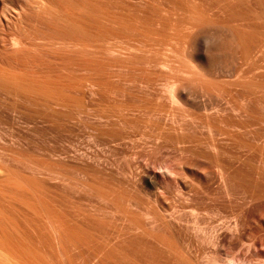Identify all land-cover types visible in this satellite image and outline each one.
I'll return each instance as SVG.
<instances>
[{
    "label": "bare ground",
    "instance_id": "obj_1",
    "mask_svg": "<svg viewBox=\"0 0 264 264\" xmlns=\"http://www.w3.org/2000/svg\"><path fill=\"white\" fill-rule=\"evenodd\" d=\"M144 1L145 0L140 2L143 3ZM157 1L160 3L159 0ZM171 1L172 3L174 2L173 0H170V2ZM228 1L230 2V0H227V2L225 1V3L220 1L221 6L220 3L218 6L215 3V6L217 8L222 7L220 8L221 10H223V7H226L224 10L227 11V6H225L227 5L226 3H228V5L232 3ZM107 2L110 6L109 0H0V264H200L198 257L202 254L199 256L197 255V257L192 255L189 251V248L192 249V247L187 246L185 243L186 240L184 241L187 234L186 236L183 235L182 233L185 231L181 232L182 230L180 231L176 228L181 221L186 220L187 223L193 222L187 225V228H190L193 234L201 236L204 230L203 227L200 226L199 215L201 214L198 210L205 206L199 207V202L196 203L190 198L191 194L193 195L199 192V188L195 185L196 183H192L194 180L191 182L193 179L191 177L192 175L188 173L186 169L190 159L194 158L188 157V153H191L192 156L196 155L198 158L200 156L206 159L210 158V160L211 158L214 160L216 159L215 161L218 162L216 163L218 164L216 167L221 168V178H217L221 180V183L218 180L216 183H220L221 186H219L221 188L222 185L223 187L227 186V178L225 179L223 172H227V170L223 169V167H225L224 164H221L222 162L219 164L218 160V157L224 152V146L219 142H215L217 140L209 143L203 139L197 141L198 135H195L197 137L194 136V138H196V140H194L192 138V130L189 132V125L179 122V115L175 114L176 111L178 112L177 114H179L177 107L170 110L171 112L170 115L168 114V119H165V121H167L166 123H162L161 121L165 118L164 116L163 118L160 116L161 119L159 115L158 117L154 115L156 112L153 114L144 112V115L141 111L143 109V111H145V108H148V103L139 105L135 103L136 105H134L130 104V102L125 99L126 97L124 98V96H129L128 98L132 99L131 97H133V100H135L134 95L137 91L134 93L130 92L127 90L128 87H126L127 89H125V87L123 88V83L122 85L120 83L115 84L117 81L111 83L114 78H112V80L110 78L111 82L107 81L109 80V76L113 77V72L115 73V71L112 72V75L111 73H107L109 76L106 78L104 74L105 68L108 65L111 66L107 67V69L111 68L113 66L112 62H117L119 57L115 56L116 59L113 60L115 57L111 56V61L109 60L111 57L109 58L108 55L122 52L125 49L123 48L124 44L122 42L120 43L123 44L122 47H118V44L115 45L117 40L119 42L120 40L126 42L125 44L130 45V48H132L131 46L135 44L133 41L135 40L134 37L137 36L136 38H138L139 36L140 38H138V40L140 41L142 40V36L144 37L143 40L149 42L148 44H143L145 41L142 40L143 42L140 41L141 43L137 41L145 46L144 48L139 45L140 47L138 46V48H143L144 51H146L147 48L150 50L151 47L152 51H154L158 46L160 47L161 44L160 49H157H164L163 47L165 45L163 46V42H160L161 37L165 39L168 37L171 39L170 37L175 36L176 38V36H178L176 34L177 32L175 33L176 35L172 33L173 36H171L172 34H170L169 30L167 32H169L170 35L167 33V36H161V33L158 34L157 31L159 29H156L157 31H149L151 29L147 28L148 30L146 31L144 28L142 29L143 22L141 25H133L137 22L136 19L139 21L138 16H134L136 19L132 15L131 18L129 17L131 21L134 18L136 22L134 21L133 23L128 20V16L126 15L127 19L125 25L124 19L118 21L120 19L117 18L118 16H116L118 20L113 17V12H111L112 9L108 7ZM145 2L147 4L148 1ZM218 2L219 0L217 3ZM222 3L225 5L222 6ZM152 4H150L149 7L153 6L154 8H158V5ZM166 4L167 3H165V5ZM184 4L178 1L176 2L177 7L180 6L178 10L182 11H180V13H182L183 16L186 15L194 19L195 14L199 15V12L198 14L195 12L194 14L193 11L196 10H188L189 8H185L187 5ZM176 5L174 3L173 6L177 9ZM173 6L172 9L170 7L172 11L170 12L176 15V13H173V9H175ZM215 6H212L209 11H211V9L214 10ZM217 8L215 10L221 12V10ZM163 9L161 6L158 12L163 11ZM165 10L163 12H165ZM168 10L169 9L166 11ZM153 11L157 12V9H153ZM175 12H177V10H175ZM207 12H203V14ZM150 13H152V11ZM169 13H167V16L171 15H169ZM192 13L194 16H192ZM161 15H164V13ZM207 15L209 16V14ZM207 15L204 14V17L201 15V18L208 19L211 16L207 17ZM167 16L165 15L164 18H167ZM171 16L169 18H171ZM199 17L196 19L200 20ZM211 20L212 18L210 22ZM177 21L175 23H177ZM191 21L195 24L192 25L188 23L192 26L191 29L186 27L188 24L184 26L188 31L192 30V28L195 29L196 26L198 28L195 19ZM205 21L208 20H204L203 22ZM120 22H124L123 24L125 26H121ZM129 22H131V24ZM139 22H141V20ZM159 22H157V24L159 23L158 26L162 24L161 22H163L161 25L162 27L165 25L163 18L162 21L160 20ZM224 22L226 23V21ZM225 23L223 24L225 25ZM138 25L142 26L140 27L141 29ZM167 25H165V28ZM171 25L169 26L171 27ZM123 26L126 27V29L122 28ZM161 26L160 28H162ZM169 26L167 28H170ZM200 26H202L200 28L204 29L205 25L203 24ZM172 27L170 29L171 31L175 29V26L174 28ZM119 28L124 31L122 32ZM217 28L218 27H216V29ZM125 30L127 32L126 34L130 32V36H135L129 38L127 35L125 38V36L122 35ZM185 30L184 32L187 31ZM194 31L192 32L194 34L191 32L188 34L192 37H194L193 35L197 37L200 33L198 32V34H195L197 31ZM172 32H174V30ZM200 32L202 33L201 30ZM186 34L184 33V36L187 38L188 35ZM203 34L205 35L204 32ZM159 35L161 37H159ZM180 35L183 36V34ZM207 35L209 34H206V36ZM145 36L148 39H146ZM191 36L190 38H192ZM164 38L163 41H165ZM175 38H173V42L176 40ZM179 38H181V36H179ZM186 38V41L183 38H181V40L183 39L181 41L177 37L178 42L180 41L183 44L176 42L177 45L180 44L182 46L178 45L179 47H175L171 49V51H179L181 50L180 48L183 47V51L187 50L186 47L193 41L188 42ZM130 39H133V45L131 44L132 42L128 41ZM150 41H152L151 44H149ZM169 41L172 42V39L168 40V42ZM206 43H208V41ZM146 45H148V47ZM166 45L172 47L170 43ZM135 46L132 54L136 56L138 53L134 54V52H136L135 50H137ZM221 46L222 45H220V47ZM197 47L196 50L201 46L198 45ZM126 48L128 49H125V51L130 50L128 52H132L128 46ZM120 49H122V51ZM141 49L138 51L143 52ZM192 49L196 51L194 47H192ZM209 49L208 47V50ZM212 49H210V52H214V54H216V52L218 53V51H216L217 47ZM158 50L156 52H158ZM147 52H143V54ZM191 52L193 51H186L188 56ZM152 53L154 56V52ZM178 53H180V51ZM198 53H202L201 50ZM125 54H127V52H125ZM130 58L134 59V56ZM130 58L125 60L127 64H129L127 60L130 61ZM198 58L196 57V60ZM156 59L158 60V58ZM108 60L111 63H109ZM144 60L146 61L145 58ZM160 60L161 59L158 61ZM193 60L194 59H192V61ZM210 60L212 61L214 59ZM216 60L217 59H215V61ZM134 61L136 62V59ZM150 61L148 62L150 63ZM141 62H144L143 59ZM221 62L224 63L225 60ZM126 63L120 65L117 69V73L119 74H114V77L116 78L118 76L121 82L123 79L120 78L123 77L122 75H124L126 67L128 66H126ZM182 63H184V61ZM130 64L133 63L130 61ZM114 65L118 64L114 63ZM209 65L211 66L212 64ZM199 66L201 65L199 64ZM186 67L189 69L190 65H186ZM143 68L144 67L141 69ZM77 69L87 70L88 73L86 72V74L84 73V75L81 74L82 76H80L76 73ZM144 69L141 71L142 73H139V75H143L142 78L144 79H141V82L144 84L148 82L149 84L152 81V77L150 76L153 72H148V74ZM193 69L194 74L198 73L199 75L198 70L194 67ZM74 72L82 83L78 82L79 80L77 76H74ZM190 73L193 74V71ZM200 75H202V73ZM125 76L123 78H125ZM204 77L205 75H203V80L202 78L200 80L199 77L196 76V78L200 80L199 83L205 82L206 79H204ZM176 78L179 79V76ZM190 78L193 81V78ZM75 79L77 80L75 81ZM236 79L237 77L235 75V78L232 80L235 81ZM124 81H127V79ZM77 82L78 84H84V86H90L91 90L87 88L90 92V97L88 99L80 97L79 100L78 96L77 99L74 95L72 96L69 94L72 92V89L76 87L70 88V86ZM176 82L178 83L177 79ZM180 82L183 83L182 80ZM237 82L239 83V81ZM180 84L178 83V85H176V87L178 86V91L179 88L186 85V83H184L185 85L183 84L182 86L181 84L180 87ZM84 86L80 89L87 91L84 89ZM203 86L204 85H202V87ZM66 87H69L67 90L70 89V92L65 90ZM185 87H187V85ZM177 89L175 88V90ZM175 93L171 94V99H173ZM136 94V96L140 95V93ZM103 98L106 100L109 98V101L112 98L114 101H112L113 103L110 106L104 107L103 105L105 103H102V106L100 103V99L103 101ZM138 99L139 97H137V100ZM150 100L153 101V99ZM150 108L152 109V107ZM174 109L176 110L172 111ZM130 110L136 112L131 113ZM80 113H83L86 119L89 118L88 120H90V118H94L96 121L98 120V122L94 121L93 124L87 122L88 125L82 121L89 127L90 130L87 131H83L78 126L83 131V133L80 132L79 135L82 136L85 132L84 135L90 137L95 144L98 142H108L110 145L112 141L127 140L125 138H128L131 133L134 134L136 132L134 135L138 133L142 138V142H139L137 148L139 151L136 152L138 155L145 152H155L161 149H166L167 152L173 154L175 153L174 155L179 154L178 156L181 158V160L179 159L178 161V166L181 167V177L178 179V192L180 197L175 198V196L172 195L163 196L164 193H162L159 182L157 183L156 179L148 172L145 165L140 163L137 158L133 159L135 163L133 167L132 165L130 166L129 172L125 175L123 174L125 172L122 173L121 170L118 169L119 167L115 168L114 161L108 162L107 159L109 157L103 158V155L100 156V154L97 155V153L94 154L88 150L84 152L83 148H80L83 152H77L79 150H77V148L73 150L66 147L68 149L65 150L57 147V145L56 147H52L49 141L54 140V133L68 131L69 133L66 132L68 136H66L68 139L70 138L69 136L72 135L71 133L74 129H72L73 127L69 128V126H73L72 120H75L77 114ZM129 114L133 115L129 116ZM181 115L183 114H180V116ZM185 118L183 115L181 119L185 120ZM21 123L27 126L24 128ZM130 129H132L133 132H131ZM59 137L60 136H58V139ZM200 138L198 137V139ZM128 140L132 142V140L134 141L135 139H131L130 136ZM202 141L205 142L203 143ZM101 157L102 159H100ZM109 160H112V158ZM195 160L193 159L190 161L191 164H194ZM215 161H213V163ZM108 164L112 165L108 166ZM217 176L219 177L218 173ZM203 185L201 186L203 187ZM166 199H170L173 205H171V207L169 206V208L166 206L167 209L163 211L160 205L164 204L163 200L166 202ZM183 214H187L188 216L183 217ZM218 225H220L221 228L223 227L225 232L232 231L239 235H242L244 230L239 222V216L237 215L231 219L225 218L217 225H212L209 233L203 235L201 238L205 243L212 245L215 249L218 248L220 242L223 240H219L221 238L220 236H222V232L218 233ZM190 241L193 242L191 239L187 242L192 245ZM252 244L255 247L259 244L263 245L262 241L258 239L252 240ZM192 252H194V250ZM204 253L206 256V252ZM259 257L264 259V253H260Z\"/></svg>",
    "mask_w": 264,
    "mask_h": 264
},
{
    "label": "rangeland",
    "instance_id": "obj_2",
    "mask_svg": "<svg viewBox=\"0 0 264 264\" xmlns=\"http://www.w3.org/2000/svg\"><path fill=\"white\" fill-rule=\"evenodd\" d=\"M140 1L142 2L143 0H140ZM140 1L139 0H136V1H134V0H111L110 1L109 0L111 5L109 6L108 2H107V4H108V7H110V9H112V11L111 10L110 11L113 12V14L111 13L113 15V17H115V19H116V16H118L117 18H120L119 20L116 19L118 21H120L121 19H124L125 23L124 22L123 23L125 25H126V19H127L126 15L128 16V20L131 18V15L133 17L138 16V19H139V21L141 20V22H139L135 17L134 18L136 19L137 22L134 20L133 17H132L133 20L132 21L129 20V21H131L133 23L135 21L136 23H134V24L132 23L133 25H135V24L141 25V23L143 22L142 23L143 27L139 26V25L138 26H139V28L140 27H142V29L144 28L146 31L148 29H151L149 31H157L159 29L157 32H158V34L161 33L160 34L161 36H164V35L167 36L166 35L167 33H168V35L174 33V35L177 34L178 36H176V38H175V36H173V34L171 35L173 37L169 36L172 39V42H173V38L176 39L172 43L170 41L168 42V40H171L168 37H166V39L168 38L167 40L163 37L165 40V41H163V38L159 35V37H161L160 42L161 43L163 42V46L165 45L164 47L162 46L164 49L161 48L162 50H158V49H160V47L162 45L161 44L160 47L159 46L157 47L158 49L156 48L158 50V52H156L157 51L156 49H155L156 51L154 49H153L154 51H152V48L149 46L150 47V50H149L147 48L148 45H146L147 46L146 47L147 50L145 49L146 51H144L143 48L142 49L140 48L141 50H143V52L148 51L147 52L148 54L147 53L143 54L142 51H140V52L138 51V50H140L138 48V46L141 45V47H142L143 44H148L149 41L147 42V40H143L144 37L141 36V39L147 43L144 42L143 44H140L141 43L140 41H142V40H140V41L138 40V38H140L139 36H138V38H136L137 36H135V35H134L135 37L130 36L129 35L130 32H128L129 34H126L127 32L125 30L124 34L122 33V35H124L125 38L128 35L129 38L134 37V39H135V40L132 39L135 43L134 45H133V41L131 39L128 40V41L132 42L131 43L133 45V46H131L132 48H130V45L125 44L126 42H123L121 40H120V42L117 40L116 43L114 41V43H115V45L118 44V47H122V45L124 44L123 48L128 49V48H126L128 46L132 52H128L130 50L125 51V49H124L123 50L124 53H123L122 49H120L122 52L108 55L109 58L111 56L112 57H115V56L118 57L119 56L118 57L119 62H118V60H117V62L113 61L112 62L113 66L111 68H108L109 69L108 70L107 67L111 66V65L110 66L108 65L105 68L104 74H105V77L107 78L109 76L107 73H109V74L111 73V75H112L113 71H115V73H117L118 72L117 69L120 67V65H124L126 63L125 62L126 59L134 56V59L130 58V61L133 64H130V61L127 60V62H129V64L126 63V66L127 65L128 66L126 67V72L124 73V75H122L124 77L126 74L125 78L127 79V81H124L126 79L119 75L121 77L120 79H123L121 82V80H119V77L117 76V74H119V73L116 74V76L118 78L117 77L115 78L114 72H113V77L109 76V80H107V81L111 82L112 78H114L111 83H115L116 81L117 82L115 84L120 83L122 85V83H123V88L125 87V89H127L126 87H128V89H127L128 91L133 92V93L137 91L136 93H140V95L138 94L139 96H136L137 95L136 93H135V95L133 94L135 97L134 98L135 100H133V97H131L132 99L128 98L129 96L128 97L124 96V98L126 97L125 99H127V101L130 102V104H134V105H136L137 103H138L137 105L142 104V103H145V104L148 103L149 104L148 108H145V111H143L144 110L143 109L141 111V113L144 114V112H146L148 114L149 113L153 114L154 112H156L154 115H156L157 117L159 115V117L161 116L162 118L164 116L165 118H163V119L161 117L160 118L162 119L161 120L162 123H166L167 121H165V119L166 120L168 119V116L170 115V112H171L170 110L177 107V109L179 110V114H177L178 113L177 111L175 112V114L179 115V117H181V118H183V115H184V118L186 117L185 120H183L177 116L179 119V122L181 124L185 123V125H189V129H190L189 132H191V130H192L191 133L193 134L192 138L194 140H196V138H194V136L198 135V137L199 138L201 137V138L198 139V137L195 136V137H197V141L198 140L201 141V139H203L209 143V142H214V140H217L215 142H219L222 146H224V148H223L224 152L222 155H220L221 158H220V156L218 157L219 158L218 160H219V164L222 162L221 164H224V166L227 168L226 169L225 167H223V169L227 170V172L223 171L225 179L227 178L226 179L227 186L223 187V185H222L221 188H220L221 180H218L219 178H221V172H220L221 168L216 167V165L218 166V164H216L218 162L215 161L216 159L214 160L213 158H211V160H210V158L206 159L205 157H200V156L198 158L195 155L197 157L196 158L195 156H192L191 153H188L189 155L191 154L190 156L188 155V157H194L193 158L194 160L198 159V160H195V162L193 161L194 164L193 163L191 164L190 161L193 160L191 158L186 169H187V172L192 175V176L190 175L193 178V179L191 178L192 180L190 179L191 182L194 180V182H192V183L193 184L196 183L195 185H197L199 188V192H197L196 194H193V195L191 194L190 198H192L196 203L199 202L198 203V204H200V205H198L199 207H203V206L206 207L207 206L206 209H205V207H203V208H200L198 210V212H200V214H201V215H199L200 226L203 227L204 230L202 231L201 236L193 234V231L190 228L189 229L187 228V225L192 224L193 222L187 223L186 220L181 221V223L177 225L179 228L176 227V225H175V227L177 229H179L180 231L182 230L181 232L185 231L182 233L183 235L186 236V234H187L184 241L186 240L185 243L187 246L192 247V249L189 248L190 253L196 257H197V255L199 256L200 254H202L200 257H198V260L201 261V262L199 261L200 264L201 263L202 264H221V263L222 264H264V259H261L259 257L260 253H264V0H230V2L229 1L228 2L229 3L232 2L231 5H228V3H226L227 5L223 4V3H225V1L227 2V0H225V1L223 0L224 2L222 0H219L218 3H217L218 0H213V1L212 0H192V1H189V0H176L175 1V0H173L174 1L173 3H172V1L170 2V0H167V1L166 0H163V1L159 0L160 3H158L157 0L156 1L155 0H145V1L151 2V3L147 2L148 6H147L145 1L143 2L144 4L141 3ZM177 1L181 2V4L185 3L187 5L185 8H187V9L189 8L188 10H190V9L196 10V11H193L194 14H195V12H197V14H198V12H199V15L195 14V18L193 17L195 19L197 25H198V28H197V26L195 27L196 30L192 28V30L188 31V29H191V27H192L188 23L195 25L191 21L194 19H192V17L186 16V15L183 16V14L180 13L181 10H178V7H180V6L177 7V5H176ZM220 1L223 2L222 6H224V5L227 6V9L230 12L228 10L227 11L224 10V8H226V7H223V10H221L220 8H222V7L217 8L215 6V3L218 6ZM152 2L154 5H158L159 9L154 8L153 6L149 7V5L152 4ZM164 2L167 4L165 5ZM174 3L176 5L177 9L173 6ZM159 5H160V7L162 6V9L163 8H165L166 10L169 9L168 10L169 12L171 11L172 6H173V8H175V9H173L174 10L173 13H176V15L172 14L171 13L172 11L169 13L165 9H163V11L165 10V12H163V11L158 12V11H160ZM145 6H147L148 8ZM193 6H194V8H193ZM212 6H215L214 10L211 9V11H209L210 8H212ZM220 6H221V3H220ZM229 6L230 7L232 6V7L230 8ZM170 7H171V9H170ZM199 8H200V10H199ZM216 8L221 10V12L215 10ZM153 9L154 10L157 9L158 13L156 11H153ZM175 10H177V12H175ZM202 10H203V12L208 11L207 13H204V14H206V15L209 14V16L211 15L210 17L212 18V20L214 22L212 20L210 22L211 18L208 15H207V17H209L210 19L209 18L208 19L207 18H205V19L201 18V15H202V17H204ZM151 11H152V13H150ZM153 12H155V13H153ZM162 13H164V15H161ZM167 13H169V15L171 14L172 16H174V17H172L170 15L171 18L172 19L174 18V19L172 20L171 18H169L170 16H167ZM226 13H227V15H226ZM151 14H152V16H151ZM194 14L192 13V16H194ZM144 15H146V16H144ZM165 15L167 16L168 19L164 18ZM153 16H154V18H153ZM197 17L200 18V20L198 19L199 21L196 19ZM162 18H163L164 24L165 25L168 24L166 26V28H165V25L163 27L161 26L163 24V22H161L162 24L158 26V24L160 23L159 21L160 20L162 21ZM152 19L153 20L158 19V20L153 21ZM176 19L177 20L179 19L180 22H179V20L177 21ZM202 19L208 20V21L203 22L204 20H202ZM169 20H172V21H169ZM174 20H176L177 23H175L176 21H174ZM185 21H186V23H185ZM187 21H188V23H187ZM200 21L207 28L205 26H204V29L200 28V27H202L200 25H203ZM224 21H226V23L228 25ZM131 22H129V23L131 24ZM157 22H159V23L157 24ZM208 22H209V24H208ZM215 22L218 24H216ZM123 23L120 22V25L121 26L124 25ZM154 23H155V25H154ZM198 23L199 24L201 23V24L199 25ZM223 23H225L226 27ZM169 25H171V27L173 26L172 28H174V26H175V29H173L174 32H172L173 30L172 31L170 30L171 27ZM176 25H177V27H176ZM124 26L122 28L126 29V27H124ZM160 26L162 28H160ZM168 26L170 28H167ZM184 26L189 27L188 29L185 27L188 32L185 30ZM216 27H218V28L216 29ZM120 28H119V30L122 29V28L121 29ZM164 28L167 30H165ZM181 29H183V30H181ZM199 29L202 31V33L200 32ZM168 30L170 31V34H169V32H167ZM184 30L186 32H184ZM182 31L185 34L187 33L186 34V35H188L187 38H186V36H184V33ZM193 31L194 32L197 31V33H195V34H198V32L200 34H198L197 37H196V35H193L194 37H192L188 33H190V32L192 33ZM203 32L205 33V35L203 34ZM180 34H183V36L186 39H188V42L189 41H191V42L193 41V42L189 46L186 47L187 50H185V51L182 50L184 47L180 48L181 49V50H179L180 53H178L179 51H175V50L171 51V49H173L175 47H179L178 45H180L182 43L179 41L180 44L177 45L176 42H178V39L181 40V38H183L185 40V38ZM192 34H194V33H192ZM206 34H209V35L206 36ZM131 35H133V34H131ZM199 35H201V36H199ZM217 35H219V36H217ZM179 36H181V38H179ZM190 36L192 38H190ZM177 37H178V39H177ZM215 37H217V38H215ZM146 39H148V38L146 37ZM189 39H191V40H189ZM206 39H208V40H206ZM226 40H227V42H226ZM137 41H139L140 43ZM185 41H183V42H185ZM207 41L209 44L206 43ZM121 42L123 44H120ZM166 42H168V43H166ZM151 43H152V41H150L149 44H151ZM169 43L172 44V47L170 45L169 46L166 45ZM213 43H215V44H213ZM173 44H174V46H173ZM197 44L201 46L199 49L201 50L202 53H198V52H200L199 49L196 50V48H198ZM210 44H211V46H210ZM216 44H217V46H216ZM175 45H177V46H175ZM191 45H192V47L195 48L196 51H194V49H192ZM213 45H215V46H213ZM220 45H222V46L220 47ZM134 46L137 47L136 48L137 50H135L136 52H134V54L138 53V54H136V56L132 54L133 50H134L133 49ZM180 46H182V45H180ZM143 47L145 48V46H143ZM189 47H191V48H189ZM208 47L210 49L217 47V49L219 48L220 50L216 49V51H218V53L214 50L216 52V54H214V52H210V49L208 50ZM167 48L169 49V51ZM188 50L193 51V52H191V54L189 56L187 55L188 52L186 53V51H188ZM149 51L154 52V56H153V53L149 52ZM207 51H208V54H207ZM125 52H127V54H125ZM192 53H194V54H192ZM220 53H221V55H220ZM183 55H185V56H183ZM215 55H217L218 58ZM120 56H121V58H120ZM126 56H129V57H126ZM112 57L110 59L109 58L108 59L111 60ZM135 57H137V58H135ZM196 57L197 58L199 57L197 59L198 61L196 60ZM144 58L146 59V61L147 60L148 61L152 60V61H150V63L147 61L148 62L147 63L144 60ZM152 58H154V59H152ZM156 58H158V60L159 59H161V60L158 61ZM182 58H184V59H182ZM209 58L214 59V60L211 61ZM114 59H116V57L113 58V60ZM131 59H133V60H131ZM135 59H136V62L134 61ZM142 59L144 61L143 63L141 62ZM192 59H194V60L192 61ZM215 59H217V60L215 61ZM109 60H108V62H109ZM187 60L189 63L187 62ZM224 60H225L224 63L221 62ZM183 61H184L185 65H184V63H182ZM228 61H229V63H228ZM109 63H111V62H109ZM114 63L118 64V65H114ZM199 64L201 66H199ZM209 64H212V65L210 66ZM224 64H225V66H224ZM186 65H188V66L190 65V68L188 69L186 67ZM197 65H198V67H197ZM212 66H214V67H212ZM142 67L145 68V69L144 68L143 69L147 73L153 72V74L150 76V77H152L151 79L153 82L151 81L149 84H148V82L147 83L145 82L147 85L144 84L143 82H141L142 80H144L142 78L143 75H141V74H140L141 76L139 75V73L141 71H143V69H141ZM193 67L198 70L199 75H198V73L194 74ZM240 68H241V70H240ZM190 69H191V71H193V74L190 73L191 72ZM77 70H76V73H78L80 76H82L81 74H83V75H84V73L86 74V72L88 73L87 70L86 71L82 70V69L81 70L77 69ZM204 71H205V73H204ZM243 71H245V72H243ZM179 72H180V74H179ZM76 73L74 72V76H77ZM201 73H202V75H200ZM155 75H157V76H155ZM203 75H205V77H206V78L204 77V79H206L205 80L206 85H205V82L199 83L201 78L203 80ZM235 75H236L237 79L234 81L232 79L235 78ZM168 76H170V77H168ZM178 76H179L180 80L178 78H176ZM180 76L181 77L184 76V77L181 78ZM189 76L193 78V81ZM196 76L199 77L200 80L197 79ZM187 77H189V78H187ZM78 78L79 77L77 76V79ZM110 78H111V80H110ZM195 78L197 79V82H196ZM77 79H75V81ZM176 79H177L179 84L180 83L182 84V86L184 83H186L187 87H185L186 86L185 84H184L185 86L181 87V84H180L181 88H179V91H178V89H177L178 86L176 87V85H178V83L176 82ZM183 79L188 80L189 82L184 81ZM181 80L183 81V83L180 82ZM75 81H73V82H75ZM237 81H239V83ZM78 82H81V81L79 80ZM78 82L74 83V84H72V86H70V88H73L74 86H76V87L74 89H72V92L69 94H71L72 96L74 95L75 98H77V96H78L79 100H80V97H83V98L85 97V99H88L90 97L89 96L90 95L89 90H91L90 86L89 85L84 86V84H78ZM195 82H196V84H195ZM232 83H235L237 85L232 84ZM201 84L204 86L202 87ZM165 85H167V86H165ZM83 86H84V89H86L87 91H85V90L83 91L82 89H80ZM67 88H69V87H66L65 90L70 92V89L67 90ZM87 88H89V90ZM175 88L177 90H175ZM171 90H173V91H171ZM172 93H175L173 99H171ZM137 97H139L138 100H137ZM124 98H122V99H124ZM96 99H99V98H96ZM150 99H153V101ZM107 100H108V102H107ZM107 100L103 98V101H104L103 102L100 99L101 106L104 103H105L103 105L104 107L110 106L113 103L112 101H114V100H112V98L110 99V101H109V98ZM96 101H98V100H96ZM149 101L152 104V106L149 103ZM153 106H155V107H153ZM150 107H152V109ZM152 110H154V111H152ZM175 110L176 109H174L172 111H175ZM130 111H131V113L136 112V111L132 112V110H130ZM167 111H169V112H167ZM126 112H128V111H126ZM180 114H183V115L180 116ZM132 115L133 114H131V115L129 114V116H132ZM84 116L85 115L83 113H80V114H77V116H76L77 119L75 118V120H72L73 126H71V127L69 126V128L73 127L72 129H74V130H72V133H71L72 135L69 136L70 137L69 139L67 137L68 136L67 134L69 133L68 131H66L68 133H66L65 131L62 132L63 134L61 132H59L60 134L54 133L55 134V135L53 134L54 140L49 141L50 142L49 144H51L52 147L53 146L56 147V145H57V147L65 149V150H67L68 148L76 150V148H77V150L79 149L77 152H83L82 149H80V148H83L84 152H86L88 150L91 153L92 152L94 154L97 153V155L100 154V156L103 155L104 156L103 158L109 157L107 159L108 162L114 161L115 164L114 163L113 164L115 165V168L119 167L118 169L121 170L122 173L125 172V173H123L125 175H126V173L129 172V169L131 168L130 166L132 165V167H133V164L135 163V161H133V159L137 158L140 163L145 165L146 169L148 170L149 173L152 174V177L154 179H156L157 183L159 182V185L161 186V189H162V193H164L163 196H165V195L171 196L172 195V196H175V198L180 197V194L178 192V187H179L178 186V184H179L178 179L181 177V170H180L181 167L178 166L179 165L178 161H179V159L181 160V158H179L180 157V156H178L179 154L174 155L175 153L173 154L171 152H167L166 149H161V150H157L155 152H149V153L145 152L141 155H138L136 152L139 151V149L137 150V148H138L139 142L140 141L142 142V138H141V136L138 135V133H137V135H134L136 133L135 131H134L135 132L134 134L133 133H131L130 135L128 134L129 137L126 135L128 138H125V139H127V140H123V139H122L123 141L117 140L118 142L112 141L113 143L110 142V145L108 142L107 143L100 142L101 144L98 142L95 144L90 137L84 135L85 132L82 136L79 135L80 132L83 133V131L90 130L89 127H87V125H88L87 122L88 123L90 122L89 124H93L94 121H96L94 118H90V120H88L89 118L86 119V117H84ZM146 116H147V114H146ZM113 118H114V116H113ZM186 120L189 121V124H188V121H186ZM74 121H76V122H74ZM80 121L81 122L84 121L85 124H87V125H85L84 122H82L83 123L82 124ZM96 122H98V120ZM75 124H77V125H75ZM21 125H23L22 127H24V128L27 126L26 124L24 125V123L23 124L21 123ZM82 125H83V127H82ZM75 126H77V127L79 126L83 131L79 127H78L79 128L78 129ZM130 131L133 132L132 129H130ZM61 134L64 136V138ZM73 134H75V135H73ZM58 136H60L59 139H58ZM72 136L76 137V138H73ZM83 136H85V137H83ZM130 136H131V139H135L136 141L135 140L134 141L132 140V142H131V140L129 141L128 139L130 138ZM133 136H136V137H133ZM71 137L73 138V140ZM56 138H57V140H56ZM205 141H202V142L204 143ZM74 143H75V145H74ZM90 144H92V145H90ZM66 147H68V148H66ZM180 152H182V151H180ZM135 153H136V155H135ZM62 156H65V155H62ZM110 158H112V160H109ZM100 159H102V157ZM104 160H106V159H104ZM213 161H215L214 162L215 164L213 163ZM109 165L110 164H108V166ZM217 169L220 173L217 171ZM228 171H230V172H228ZM217 173H218L219 177L217 176ZM217 180L220 181L219 184L216 183V182H218ZM201 185H203V187ZM164 200H163L164 204L160 205V206H162L161 209H163V211L165 209L169 208V206L171 207V205H173V203L170 199H168V200L166 199V202H164ZM166 206H167V208H166ZM235 215L239 216V222H240L241 226L244 228L242 235H239V234L234 233L232 231L225 232L224 228L223 227L221 228V226L218 225V229H219L218 233L222 232L221 233L222 236H220L221 238L219 240L223 239L217 248L218 250L215 249L214 247H212V245H209V244L205 243V241L202 240L201 237L203 235H207V233H209L212 225L219 224L225 218L231 219ZM184 216H188V215L183 214V217ZM220 228H221V231H220ZM189 232H191V233H189ZM189 239L193 240V242L190 241L192 243V245L187 242V241H189ZM254 239H258V240L262 241L263 245L259 244L257 247L253 246L252 240H254ZM190 249L192 251L194 250V252H192ZM198 252H200V253H198ZM204 252H206V256H205ZM228 253H230L231 255ZM199 258H201V259H199ZM228 261H229V263H228Z\"/></svg>",
    "mask_w": 264,
    "mask_h": 264
}]
</instances>
